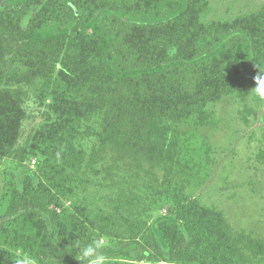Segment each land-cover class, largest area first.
I'll list each match as a JSON object with an SVG mask.
<instances>
[{
    "label": "trees",
    "instance_id": "trees-1",
    "mask_svg": "<svg viewBox=\"0 0 264 264\" xmlns=\"http://www.w3.org/2000/svg\"><path fill=\"white\" fill-rule=\"evenodd\" d=\"M187 8V0H0V139L7 143L14 138L12 121L17 118V99L25 94L24 82L41 77L50 84L57 62L65 55L68 59L70 45L92 51L83 76L98 94L93 109L100 118L94 131L97 145L88 154L72 140L90 134L88 129L53 124L44 135L49 151L40 168L58 183L74 164L75 175L85 173L84 162L92 169L99 162L105 174L113 168L130 171L121 181L113 180L111 194L103 198L113 202L115 219L127 213L133 227L142 223L141 216L149 210L140 205L145 186L147 193L159 194L154 201L178 195L170 180L179 148L168 122L177 116L172 103L199 96L214 99V94L220 97L238 85L252 90L259 67L264 70V14L245 17L231 27L191 31L182 23ZM62 63L59 85L53 86L58 119L67 102L63 79L69 75L64 59ZM222 76L228 80L216 81ZM106 151L113 153L112 160L107 161ZM157 169L164 170L162 177ZM139 170L145 172L141 181ZM43 185L24 180L15 195L25 202L24 211L0 233L23 251L51 258L60 251L51 230L65 241L64 235L79 234L80 229L69 231L60 215L51 217V227L47 224L43 212L49 214V203L38 196ZM210 213H199L213 230L209 242L200 238L201 253L221 264H264V237L235 231L218 212ZM152 232L176 259L184 258L196 241L195 234L171 216L154 220ZM10 260L6 255L1 264Z\"/></svg>",
    "mask_w": 264,
    "mask_h": 264
},
{
    "label": "rangeland",
    "instance_id": "rangeland-1",
    "mask_svg": "<svg viewBox=\"0 0 264 264\" xmlns=\"http://www.w3.org/2000/svg\"><path fill=\"white\" fill-rule=\"evenodd\" d=\"M187 2L182 23L191 31L231 27L245 17L264 14V0ZM69 48L68 59L66 55L63 58L65 71L70 75L63 79L67 102L62 105L64 112L60 119L55 114L53 86L59 85L57 76L63 66L62 57L50 84L41 77L24 82L25 94L17 99V118L12 121L14 138L7 143L0 139V230L11 224L14 215L24 211L25 202L20 203L15 195L22 191L24 180L32 179L36 186L39 182L44 184L38 196L49 203L50 215L43 212L47 224L51 227V217L60 215L66 220L69 231L78 226L80 232L64 235V241L58 232L51 230L53 241L60 248L51 258L39 256L37 251H23L9 244L0 233V264L6 255L10 256L9 264H81L75 258L78 249L72 251L71 244L84 245L96 238L104 240L102 253L106 264H221L200 250L202 241L209 242L213 233L204 217H211L210 212H218L235 231L244 230L255 237H264V99L253 96L250 89L240 85L220 97L214 94V99L199 96L172 103L177 116L168 122L179 148L170 180L171 187H177L178 195L174 199H157L159 194L147 193L145 186V193H140V205L149 210L141 216L142 223L134 227L127 213L115 219L113 202L103 198L111 194L114 181L121 176L128 177L130 171L113 168L112 173L105 174L99 162L93 169L84 162L81 171L85 173L75 175L74 164L63 173L60 183L49 172L45 176L40 168L44 154L49 151L48 136L44 135H48L53 124L65 122L79 130L88 129L90 134L72 139L73 145H81L88 154L97 145L94 131L99 129L100 118L93 109L98 94L95 88L88 87V78L83 76V67L93 59L92 51H83L82 46L75 45ZM19 63L23 68L25 60ZM217 80L228 78L222 76ZM1 133L3 135V130ZM112 154L106 151L107 161L114 158ZM91 157L87 155L88 159ZM27 168L34 173L27 172ZM157 171L162 177L164 170ZM138 173L142 175L139 181L143 180L145 172L139 170ZM189 203L193 205L189 207ZM161 216L180 220L195 234L196 241L193 240L184 258L176 259L152 232L153 221ZM3 224L5 227H1ZM132 228L136 233H131Z\"/></svg>",
    "mask_w": 264,
    "mask_h": 264
},
{
    "label": "clouds",
    "instance_id": "clouds-1",
    "mask_svg": "<svg viewBox=\"0 0 264 264\" xmlns=\"http://www.w3.org/2000/svg\"><path fill=\"white\" fill-rule=\"evenodd\" d=\"M258 66V65H257ZM259 67V66H258ZM256 86L251 90L256 96L264 99V70L259 67V73L255 77ZM104 247L103 238L93 239L91 242L75 246L71 244L70 248L78 249L75 258L81 264H106V257L102 253Z\"/></svg>",
    "mask_w": 264,
    "mask_h": 264
}]
</instances>
